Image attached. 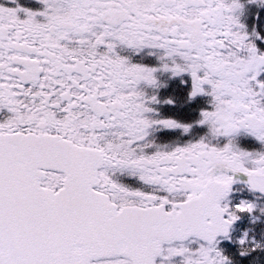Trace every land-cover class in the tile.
Segmentation results:
<instances>
[{
	"label": "snow or ice",
	"instance_id": "obj_1",
	"mask_svg": "<svg viewBox=\"0 0 264 264\" xmlns=\"http://www.w3.org/2000/svg\"><path fill=\"white\" fill-rule=\"evenodd\" d=\"M0 264H264V0H0Z\"/></svg>",
	"mask_w": 264,
	"mask_h": 264
},
{
	"label": "flooded vegetation",
	"instance_id": "obj_2",
	"mask_svg": "<svg viewBox=\"0 0 264 264\" xmlns=\"http://www.w3.org/2000/svg\"><path fill=\"white\" fill-rule=\"evenodd\" d=\"M165 114L183 115V113H180V112H177V113H169L167 110H165Z\"/></svg>",
	"mask_w": 264,
	"mask_h": 264
}]
</instances>
